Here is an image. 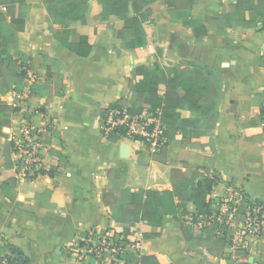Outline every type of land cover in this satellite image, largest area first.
Returning a JSON list of instances; mask_svg holds the SVG:
<instances>
[{
    "label": "crops",
    "instance_id": "obj_1",
    "mask_svg": "<svg viewBox=\"0 0 264 264\" xmlns=\"http://www.w3.org/2000/svg\"><path fill=\"white\" fill-rule=\"evenodd\" d=\"M26 1L29 13L19 48L29 57L27 77L19 90L0 95V103L19 108L8 132L0 135L1 243L16 248L29 264H78L71 245L79 238L94 230L122 231L104 204L105 192L116 186L115 199L121 200L127 190L172 191L173 171L192 172L198 175L191 187L196 189L199 182L203 187L187 204V214L178 220L167 217L160 228L132 225L128 239L141 241L133 254L154 255L162 264H227L228 259L235 263L232 252L216 258L191 246L185 232L194 230L188 221L204 216L205 205L215 206L229 188L264 204V128L258 121L264 104V22L259 18L255 28L226 27L220 15L232 13L234 0H202L191 12V19L204 26L195 37V28L162 20L169 5L158 1L150 6L147 47L125 49L115 38L121 19L104 16L102 7L90 2L91 22L72 28L69 36L72 43L91 44L89 57L82 58L54 37L52 31L63 27L50 19L46 2ZM247 19H253L252 13ZM198 62L204 70L197 72L201 82L206 73L222 82L213 136L192 141L204 143L207 151L177 148L169 141L162 151L151 153L142 142L103 136V112L129 96L137 67L195 68ZM165 94L161 86L160 97ZM179 114L181 119L193 116L186 110ZM28 121L49 129L47 169L39 177L20 180L6 169L4 150ZM122 146H127L125 152ZM212 178L218 184L208 192L204 181ZM151 234L158 236L146 237ZM246 252L249 264L264 262V239L251 242Z\"/></svg>",
    "mask_w": 264,
    "mask_h": 264
},
{
    "label": "trees",
    "instance_id": "obj_2",
    "mask_svg": "<svg viewBox=\"0 0 264 264\" xmlns=\"http://www.w3.org/2000/svg\"><path fill=\"white\" fill-rule=\"evenodd\" d=\"M44 1L49 6L50 19L61 23L63 27L59 31H52L54 37L60 44L82 58L89 57L92 50L91 44L89 42L72 43L69 36L72 28L91 22L88 7L90 2L100 5L104 16L121 19L120 31L115 34V38L125 49L147 47L146 28L150 22V6L158 1H165L169 5L162 20L176 23L187 29L195 28V37L204 32L203 24L191 19L192 10L200 5L202 0ZM28 13L29 4L26 0H0V95H5L11 90H19L27 77L26 63L29 57L19 48V34L25 31ZM248 13H252V20L247 19ZM259 18L264 22V0H234L232 13L222 12L220 15L221 23L229 28H255ZM195 66L203 67V64L198 62ZM202 81L198 78L197 70L191 65L139 66L135 69L129 83V96L117 100L112 108L128 107L130 114L143 109L153 112L160 109L167 128L168 141L175 142L177 148L193 147L207 151V145L192 141L193 139L203 141L213 136L219 118L217 106L222 97V82L210 73L204 74ZM161 86H165L166 89L164 98L159 95ZM263 106L264 104L261 106L258 119L261 123ZM185 110L190 111L193 116L181 119L179 112ZM18 112V107L0 103V133L4 128L11 127V118ZM255 122L253 121L252 124ZM13 150L14 143L9 140L4 150L7 170H12L14 166ZM197 175L192 172L183 174L173 171L172 191L127 190L122 194L121 200L115 199V193L118 190L116 186L113 190L105 192L104 204L112 209V218L116 226L122 229L121 232H114L126 240L134 224L144 223L153 228H160L165 225L167 217H172L174 220L184 217L187 214V204L195 197L196 189L203 187L202 182L197 184L196 189L191 187L192 179H195ZM8 180L14 179L10 177ZM204 183H206V190L210 192L218 184V180L206 179ZM205 209L206 216L218 213L214 210L212 202L206 204ZM231 233L225 225L213 223L204 229H194L189 234L185 232V238L191 246L204 248L212 256L223 258L231 254L230 241H228ZM157 236L158 234H151L146 237ZM2 251L11 254L8 258L9 264H29V260L13 246L6 245ZM244 254L248 256L247 252ZM120 259L126 264H162L154 255L136 257L130 252L120 255ZM87 264H94L92 256L89 257ZM227 264L234 263L228 259ZM258 264H264V262Z\"/></svg>",
    "mask_w": 264,
    "mask_h": 264
},
{
    "label": "built area",
    "instance_id": "obj_3",
    "mask_svg": "<svg viewBox=\"0 0 264 264\" xmlns=\"http://www.w3.org/2000/svg\"><path fill=\"white\" fill-rule=\"evenodd\" d=\"M22 100L20 94L17 95ZM264 108V106H263ZM262 126L264 128V112ZM101 131L106 139L116 138L120 142H142L151 153L160 152L167 144V128L161 110L143 109L134 114L112 106L103 112ZM48 128H38L30 121L25 122L19 134H14L13 172L20 180H31L42 175L47 169L44 155L47 151ZM214 207L217 214L198 216L188 221L192 229H204L213 223L225 225L231 231L230 247L235 257L234 264H249L244 252L254 240L264 239V204L245 196L241 191L229 188L225 197ZM5 245L0 239V264H9V253L3 254ZM141 247V241L123 240L112 230L104 232L90 231L71 245L78 264H87L90 256L94 264H121L120 255L133 253Z\"/></svg>",
    "mask_w": 264,
    "mask_h": 264
},
{
    "label": "rangeland",
    "instance_id": "obj_4",
    "mask_svg": "<svg viewBox=\"0 0 264 264\" xmlns=\"http://www.w3.org/2000/svg\"><path fill=\"white\" fill-rule=\"evenodd\" d=\"M195 68H196V70H197V72H203L204 70H203V67H200V66H195ZM5 129H8V128H5ZM5 129H3V130H5ZM3 130H2V132L0 133V135H5V133L3 132ZM9 130V129H8ZM5 132H8L7 130H5ZM7 136H8V134H7ZM9 137V136H8ZM11 140H13L12 138H11ZM3 254H5V252H3Z\"/></svg>",
    "mask_w": 264,
    "mask_h": 264
},
{
    "label": "water",
    "instance_id": "obj_5",
    "mask_svg": "<svg viewBox=\"0 0 264 264\" xmlns=\"http://www.w3.org/2000/svg\"><path fill=\"white\" fill-rule=\"evenodd\" d=\"M5 130L8 131V129H5ZM121 150H122V152H123V151L125 152V151L127 150V146H122V149H121Z\"/></svg>",
    "mask_w": 264,
    "mask_h": 264
}]
</instances>
